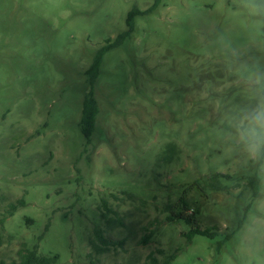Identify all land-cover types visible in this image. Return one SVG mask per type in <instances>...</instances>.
I'll list each match as a JSON object with an SVG mask.
<instances>
[{
  "label": "rangeland",
  "instance_id": "obj_1",
  "mask_svg": "<svg viewBox=\"0 0 264 264\" xmlns=\"http://www.w3.org/2000/svg\"><path fill=\"white\" fill-rule=\"evenodd\" d=\"M154 2L0 0V261L37 247L56 264H145L156 251L160 263L264 264V158L241 139L264 103V0H161L91 86L96 51ZM91 88L99 112L85 140ZM216 173L226 190L201 189ZM183 195L213 237L189 240L190 225L167 221ZM95 230L114 243L100 254Z\"/></svg>",
  "mask_w": 264,
  "mask_h": 264
},
{
  "label": "trees",
  "instance_id": "obj_2",
  "mask_svg": "<svg viewBox=\"0 0 264 264\" xmlns=\"http://www.w3.org/2000/svg\"><path fill=\"white\" fill-rule=\"evenodd\" d=\"M160 1L161 0H155L154 4L145 12H141L137 9L131 10L126 17V25L128 27V30L119 34L113 42L107 40L106 44L96 51L91 66L84 72V75L89 79L91 86L93 85V82L97 77L103 56L108 51L120 46L125 40V38L129 36V34L133 30L134 18L136 16H143L146 13H150L154 11L157 5L160 3ZM98 112H99L98 105L93 97V91L91 88V90L88 93H86V95L84 96L82 102L81 116L79 121L80 133L82 134L85 140H89L91 134L94 131ZM263 158H264V148H262L258 165L262 163ZM225 178H227V175L216 173L213 176H211L208 180H206L208 182L201 189L203 190L207 189L216 192H224L226 190V187L221 184L220 179H225ZM211 180L214 181V184L210 183ZM259 182L260 179L257 176V172L247 180V185L251 189L252 191L251 193L253 197H255L258 192ZM183 197L184 195L180 197L178 200V203L181 208L179 213L174 212L179 207L176 208L175 205L173 204H167L164 206V211L167 214L169 213V215L167 216V221L174 222L176 219H180L186 224L190 225L191 229L187 233H184V236L187 237L189 240L195 235L213 237L216 234L214 229L213 230L201 229V227L198 225L196 216L183 212V211L185 212L188 211L187 209H185L186 202ZM129 198L131 199L132 196ZM20 205H23V203L19 201H17V203L15 204H10V207L7 212L9 214H12ZM246 212L247 211L244 212V216ZM243 223H244V217L238 222L237 226L234 228L233 231L227 233L226 239L229 240L230 238H232V236H234V234L241 228ZM94 238L96 241H93L91 239L89 242L92 249L98 254L103 253L107 247L114 245L113 242H110L103 237L101 230H95ZM148 240H149V236H146L143 239V243L146 244ZM96 242H98V244ZM155 254H161V251L149 253L146 258L145 264H169V262L174 258L173 255L169 256L162 263H160L157 257L155 256ZM18 257H19L18 261H11L9 263L0 261V264H56L58 260L57 256L38 255L37 247H33L32 249H27L26 247H24L20 249L18 251Z\"/></svg>",
  "mask_w": 264,
  "mask_h": 264
},
{
  "label": "clouds",
  "instance_id": "obj_3",
  "mask_svg": "<svg viewBox=\"0 0 264 264\" xmlns=\"http://www.w3.org/2000/svg\"><path fill=\"white\" fill-rule=\"evenodd\" d=\"M246 125L242 123L241 139L245 142L249 153L258 156L264 148V103L244 116Z\"/></svg>",
  "mask_w": 264,
  "mask_h": 264
}]
</instances>
